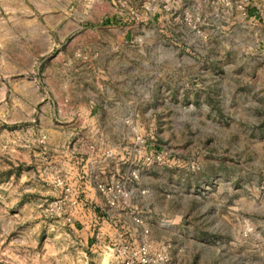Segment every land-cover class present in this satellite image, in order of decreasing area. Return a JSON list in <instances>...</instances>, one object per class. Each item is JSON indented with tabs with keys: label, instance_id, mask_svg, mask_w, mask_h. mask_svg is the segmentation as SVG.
I'll return each mask as SVG.
<instances>
[{
	"label": "rangeland",
	"instance_id": "obj_1",
	"mask_svg": "<svg viewBox=\"0 0 264 264\" xmlns=\"http://www.w3.org/2000/svg\"><path fill=\"white\" fill-rule=\"evenodd\" d=\"M76 142L122 149L90 183L125 204L81 198L127 215L116 244L137 216L171 264H264V0H0V264H118L57 203Z\"/></svg>",
	"mask_w": 264,
	"mask_h": 264
},
{
	"label": "crops",
	"instance_id": "obj_2",
	"mask_svg": "<svg viewBox=\"0 0 264 264\" xmlns=\"http://www.w3.org/2000/svg\"><path fill=\"white\" fill-rule=\"evenodd\" d=\"M46 88L50 94L49 97L51 96L52 98L51 90L48 86H46ZM46 97H48V95ZM57 111L59 112V117L65 118L66 120L72 119L75 115V111L71 108L65 110L58 108ZM119 146L120 145L111 142H94L93 144L76 142L70 149L62 152V160L60 162L63 168L62 171L71 175L72 179H74L73 183H71V187L72 190L76 192L80 202L82 198L84 201L88 200L95 204V207L101 206V198L94 189V183L91 184L90 180L93 182L94 179L100 176L102 178H107L109 175L111 180H113L114 176L118 175L115 161L123 159L122 149ZM102 151H109L112 156L106 157L102 155ZM69 162L71 165H69ZM142 201H146V199ZM143 203V207L147 209L146 205L150 202ZM71 215L74 217V220L78 221V224L82 225L85 239H90L92 232L97 231L103 242L108 245H113L118 242L116 239L120 238V236L125 233L129 234L133 232L132 224L129 222L127 215L121 214L114 209H111L108 213V211H102L101 208L97 209L93 207V211H91L88 208L78 206L71 212ZM101 260H103V258ZM173 262L174 264H178L176 261Z\"/></svg>",
	"mask_w": 264,
	"mask_h": 264
},
{
	"label": "built area",
	"instance_id": "obj_3",
	"mask_svg": "<svg viewBox=\"0 0 264 264\" xmlns=\"http://www.w3.org/2000/svg\"><path fill=\"white\" fill-rule=\"evenodd\" d=\"M142 10L148 11L149 8L147 5H143L141 7ZM131 19H137L138 14L133 10H129L127 14ZM133 153L140 154V148L143 145V141L137 136V134H133ZM106 157H111L112 154L109 151L104 152ZM145 161L158 164L161 161V157L159 154H149L145 159ZM47 172V173H46ZM44 174H48L47 168L43 171ZM136 171L133 170L130 172V177L135 178ZM52 177V185L56 188L58 192L59 199L57 203L59 208L63 212H67L73 208H77L78 206L83 207L80 202L76 192H74L65 182V177L59 173L51 175ZM96 191L104 198L105 203L111 207L117 202H121L125 204V202L130 197V193L125 189L119 188L118 185L115 186H107L100 185L96 186ZM142 194L143 192H139ZM132 222L141 227L140 233L138 235V240L135 243H127L121 242L120 244H115L114 246L108 247L107 250L110 252L113 259L118 264H171L169 256L163 250H154L149 241L148 230L142 226L141 218L137 216H132ZM94 239H98V233L92 234Z\"/></svg>",
	"mask_w": 264,
	"mask_h": 264
},
{
	"label": "trees",
	"instance_id": "obj_4",
	"mask_svg": "<svg viewBox=\"0 0 264 264\" xmlns=\"http://www.w3.org/2000/svg\"><path fill=\"white\" fill-rule=\"evenodd\" d=\"M248 14L252 15V12H248Z\"/></svg>",
	"mask_w": 264,
	"mask_h": 264
}]
</instances>
